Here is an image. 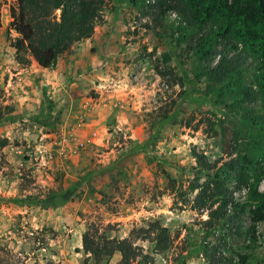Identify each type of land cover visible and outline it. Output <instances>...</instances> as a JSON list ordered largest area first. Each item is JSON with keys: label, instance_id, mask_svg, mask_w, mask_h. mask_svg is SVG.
I'll return each instance as SVG.
<instances>
[{"label": "rangeland", "instance_id": "obj_1", "mask_svg": "<svg viewBox=\"0 0 264 264\" xmlns=\"http://www.w3.org/2000/svg\"><path fill=\"white\" fill-rule=\"evenodd\" d=\"M15 6L0 0V264H120L117 252L97 261L83 253L84 233L130 237L140 250L131 264H220L218 254L239 264L236 253L264 264V221L246 248L243 237L205 229L206 212L191 207V186L211 172L193 153L224 161L219 139L229 141L230 116L205 95L203 66L166 28L175 16L154 22L148 7L105 0L91 36L45 70L30 58L16 66ZM163 53L181 87L154 74ZM152 223L167 229L166 250L156 251L152 234H131Z\"/></svg>", "mask_w": 264, "mask_h": 264}, {"label": "trees", "instance_id": "obj_2", "mask_svg": "<svg viewBox=\"0 0 264 264\" xmlns=\"http://www.w3.org/2000/svg\"><path fill=\"white\" fill-rule=\"evenodd\" d=\"M135 7H148L154 22L169 13L175 25L166 26L203 66L197 75L206 79L205 95L215 96L224 104L229 124V141L219 139L220 153L225 160L218 166L203 155L193 153L195 165L207 173L195 191L192 209L206 212L205 229L218 228L230 236L243 237L248 248L255 244L256 227L264 221V0H128ZM105 0H16L9 7L10 22L19 40L11 45L14 61L23 66L30 58L39 68H52L59 55L72 44L87 39L95 24L101 21L100 9ZM58 11L57 17L53 14ZM1 27V24H0ZM163 68L154 65L153 72L167 87L182 86V80L169 67V57L161 54ZM216 58V59H215ZM215 60V61H214ZM249 72V84L244 74ZM227 100V102H225ZM222 135H218L224 138ZM217 138V133H213ZM221 140V141H220ZM3 139L0 146L6 144ZM71 190L60 195L69 199ZM54 200V199H52ZM220 227V228H219ZM215 228V229H216ZM143 233L154 243L156 251L170 245L168 231L157 223ZM222 242L223 236L219 235ZM82 252L94 260L119 254L120 264H131L140 254L130 237L116 239L81 236ZM236 262L245 264L246 253H236ZM216 263L231 264V257H216Z\"/></svg>", "mask_w": 264, "mask_h": 264}, {"label": "built area", "instance_id": "obj_3", "mask_svg": "<svg viewBox=\"0 0 264 264\" xmlns=\"http://www.w3.org/2000/svg\"><path fill=\"white\" fill-rule=\"evenodd\" d=\"M153 2V0H146V3H151ZM171 15H173V17L175 16L173 13H170Z\"/></svg>", "mask_w": 264, "mask_h": 264}, {"label": "crops", "instance_id": "obj_4", "mask_svg": "<svg viewBox=\"0 0 264 264\" xmlns=\"http://www.w3.org/2000/svg\"><path fill=\"white\" fill-rule=\"evenodd\" d=\"M0 29H1V28H0ZM16 66H17V64H16ZM22 70H23L22 68H19V69L17 70L18 72H16L15 74L20 73ZM45 70H47V69H45Z\"/></svg>", "mask_w": 264, "mask_h": 264}]
</instances>
